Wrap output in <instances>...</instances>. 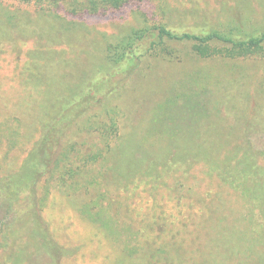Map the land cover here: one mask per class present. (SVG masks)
I'll use <instances>...</instances> for the list:
<instances>
[{"label": "rangeland", "instance_id": "rangeland-1", "mask_svg": "<svg viewBox=\"0 0 264 264\" xmlns=\"http://www.w3.org/2000/svg\"><path fill=\"white\" fill-rule=\"evenodd\" d=\"M108 1L0 0V181L54 106L108 66L107 43L144 20L264 28V0ZM168 44L175 59L147 57L71 127L52 173L0 188V264H52L33 203L60 264H264V58Z\"/></svg>", "mask_w": 264, "mask_h": 264}, {"label": "trees", "instance_id": "trees-1", "mask_svg": "<svg viewBox=\"0 0 264 264\" xmlns=\"http://www.w3.org/2000/svg\"><path fill=\"white\" fill-rule=\"evenodd\" d=\"M44 1L47 4L45 8L51 10L48 0ZM124 2L109 0L106 2V7L118 8ZM145 21L138 28L128 30L113 43H107L106 62L108 66L101 67L98 72L83 79L71 96L63 98L62 102L54 106V110L47 115L43 124L39 140L25 158L21 169L12 177L3 178L0 181L1 189H7L10 179L19 175V182L30 185L31 190L41 178L52 173L58 161V148L71 127L83 115L117 94L128 79L140 69L143 60L147 57L175 59L176 49L170 47L168 44L170 41L190 46V49L201 58H209L217 54L222 57L236 58L256 52H261L264 58V28L262 27L253 28L249 32L237 26L216 28L206 25L189 30L188 27L177 29L165 23L149 24ZM120 145L121 143L113 149V153ZM213 150H215L213 147L206 146L202 151V156L207 157L209 154L207 157L209 158ZM94 155L97 154L94 153ZM87 172H91L89 167ZM97 178L94 176L91 181L98 184ZM80 183V181L74 183L76 190L80 188ZM2 191L7 193V191ZM33 206L35 234L42 242L52 264H60L65 252L52 241L46 225L38 214L36 204L33 203ZM91 218L100 220L97 214H91ZM170 241H165L164 244L171 248L176 247Z\"/></svg>", "mask_w": 264, "mask_h": 264}]
</instances>
